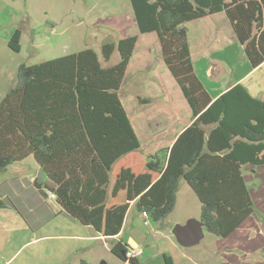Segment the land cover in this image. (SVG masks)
Here are the masks:
<instances>
[{
	"label": "trees",
	"instance_id": "trees-1",
	"mask_svg": "<svg viewBox=\"0 0 264 264\" xmlns=\"http://www.w3.org/2000/svg\"><path fill=\"white\" fill-rule=\"evenodd\" d=\"M130 2L138 31L158 34L163 60L192 113L166 162L144 154L119 97L137 34L101 45L104 61L119 54L111 66H102L92 48L21 63L17 84L0 100V176L32 155L56 184L49 188L36 179L35 187L50 190L70 218L109 238L110 251L125 262L129 244L116 237L132 202L160 222L174 210L184 180L201 203L204 230L227 237L254 213L242 167L264 165V100L242 83L212 100L195 73L186 26L224 12L257 67L264 62V0ZM19 36L9 42L15 51Z\"/></svg>",
	"mask_w": 264,
	"mask_h": 264
},
{
	"label": "crops",
	"instance_id": "crops-1",
	"mask_svg": "<svg viewBox=\"0 0 264 264\" xmlns=\"http://www.w3.org/2000/svg\"><path fill=\"white\" fill-rule=\"evenodd\" d=\"M116 3H123L124 10L133 13L130 0H112L105 9ZM115 10L112 9L111 12ZM186 26L195 73L212 100L237 83H242L251 95L264 100V90H260L256 83H247L249 77L260 69L263 63L249 69L244 67V73L240 72L241 75L238 73L239 77H234L223 87H219L218 82H212L208 86L200 78L199 72L205 71L208 81L212 77L218 81L213 75V66H217L218 70L225 68L227 63L225 58L221 55L213 58V50L225 51L226 47L234 45L233 43H238L242 47L224 12L189 21ZM137 35L136 48L128 63L119 97L141 141L142 150L148 145L147 149L153 152L146 156L162 155L164 156L162 160L166 162L174 140L192 122V113L163 60L158 34L155 31L140 33L137 29ZM149 37L156 41L143 40ZM99 57L104 67L118 62L111 63L110 60L106 62L102 54ZM157 69L160 72L167 71L166 80L170 82L169 85L165 80L161 81L159 77L157 79L150 73ZM133 71L139 73L131 74ZM143 87L146 89L145 92L142 91ZM29 157L33 159L34 167L27 175L16 174L6 179L4 178L6 171L0 176L4 183V186L0 187V201L4 200L3 203L6 204L0 206V264H70L68 259L73 260L71 264H81L83 260L75 256L76 252L85 251L87 248L93 251L95 247L92 242L103 241L110 249L107 241L109 238L95 232L92 227L70 218L54 196H50L47 190L42 192L35 187L40 165L32 155ZM260 167L264 165L250 168L249 173L257 189L255 194L263 192V196L259 198L264 199V178L258 173ZM242 174L254 204L255 214L250 215L227 237L207 241L203 249L191 252L176 247L175 254L172 252L166 254L173 264H264V204L261 199L257 201L254 199L243 167ZM182 183L180 188L185 185L190 189L185 182ZM6 200H13L15 206L5 202ZM131 207H134L133 202L128 209L122 231L116 238L122 237L126 230ZM126 242L130 245L141 244L133 237ZM139 262L145 264L142 257L139 258Z\"/></svg>",
	"mask_w": 264,
	"mask_h": 264
},
{
	"label": "rangeland",
	"instance_id": "rangeland-1",
	"mask_svg": "<svg viewBox=\"0 0 264 264\" xmlns=\"http://www.w3.org/2000/svg\"><path fill=\"white\" fill-rule=\"evenodd\" d=\"M112 0H0V99L17 84L18 67L21 63L27 65L39 63L44 60L54 59L85 48H92L100 53L101 45L105 42L117 41L128 35L137 34L133 13L125 11L124 2L113 4L106 8ZM108 6V5H107ZM112 9H116L111 12ZM111 12V13H109ZM20 33V49L13 50L9 42L15 34ZM145 41L155 42L149 37ZM229 45L226 50L212 52V57L225 58V68L218 70L213 66L214 77L208 81L206 72H199L200 78L209 86L212 82H218L219 87L225 86L234 77L244 73L245 68H252L249 60L238 43ZM118 61L117 50L111 56L110 62ZM245 67V68H244ZM166 70L150 72L170 84L166 80ZM241 72V73H240ZM133 71L131 74H138ZM148 73V72H146ZM239 73V74H238ZM238 74V75H237ZM247 83H256L260 90H264V62L262 67L252 74ZM142 91L146 89L143 87ZM263 94V93H262ZM143 139L144 137L141 136ZM145 155L153 153L144 146ZM161 159L164 156H159ZM261 166V165H259ZM34 167L31 157L9 165L4 178H10L16 174L27 175ZM253 165H244L243 173L254 199H261L263 192L255 194L256 186L250 179L249 169ZM259 175L264 178V167L258 168ZM254 178V177H253ZM0 178V187L4 186ZM182 182H185L182 180ZM184 184V183H182ZM264 191V189H263ZM264 204V199H261ZM201 203L197 195L185 185L181 186L174 210L162 221L157 222L149 216L148 224H144V217L134 207L130 208L127 217V227L122 235L124 241H130L133 237L143 246L142 260L145 264H164L163 254L176 253V247L191 252L203 249L207 241L219 238L204 231L201 242L192 247L181 246L172 234V228L176 224H185L190 218H200ZM255 214V213H254ZM108 244L111 242L107 239ZM95 249L87 248L85 251H77L76 257L90 264H130L118 258L106 246L103 241L92 242ZM186 248V249H185ZM60 257V256H58ZM140 257V258H141ZM73 260H69L70 264Z\"/></svg>",
	"mask_w": 264,
	"mask_h": 264
},
{
	"label": "water",
	"instance_id": "water-1",
	"mask_svg": "<svg viewBox=\"0 0 264 264\" xmlns=\"http://www.w3.org/2000/svg\"><path fill=\"white\" fill-rule=\"evenodd\" d=\"M37 181L46 184L49 188L56 186L53 181L45 176L44 169L41 166L37 173ZM41 191L44 192L45 188H41ZM172 234L181 246H195L204 238V223L200 219L190 218L185 224H176L172 228ZM123 258L126 260L124 253Z\"/></svg>",
	"mask_w": 264,
	"mask_h": 264
},
{
	"label": "built area",
	"instance_id": "built-area-1",
	"mask_svg": "<svg viewBox=\"0 0 264 264\" xmlns=\"http://www.w3.org/2000/svg\"><path fill=\"white\" fill-rule=\"evenodd\" d=\"M47 193L52 197L54 196V194L50 190H47ZM142 215L144 217V224L147 225L149 221V214L147 212H143ZM143 252V246L139 244H129L126 253V263H129L131 259H139L142 256Z\"/></svg>",
	"mask_w": 264,
	"mask_h": 264
}]
</instances>
